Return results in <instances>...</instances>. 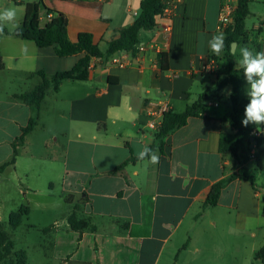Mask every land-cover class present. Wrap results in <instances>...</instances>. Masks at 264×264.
Here are the masks:
<instances>
[{
	"label": "crops",
	"instance_id": "0c3cea01",
	"mask_svg": "<svg viewBox=\"0 0 264 264\" xmlns=\"http://www.w3.org/2000/svg\"><path fill=\"white\" fill-rule=\"evenodd\" d=\"M141 1L0 0L1 11H24L15 29L0 31V73L12 75L10 90L0 97V167L18 153L15 164L0 169V220L9 194L20 196V210L30 205L22 224L34 210L44 216L60 210L63 215L43 229L50 244L41 245L39 256L47 264H162L164 254L174 256L201 223L248 238L254 254L264 249V181L262 187L257 183L264 175V135L262 145L250 151L255 183L229 182L218 204L205 206L213 186L236 173L230 156L220 152L223 135L235 133L230 96L206 102L204 111L169 134L164 152L154 150L158 163L137 158L155 142L156 130L147 126L152 119L163 121L170 110L184 113L228 71L225 47L216 55L207 42L225 36L219 30L221 9L226 3L237 8L239 0H179L172 18L158 16L157 26L141 32L138 47L147 46L144 52L137 47L136 53L92 58L87 81L65 80L58 91L49 89L37 111L18 98L42 82L39 72L51 77L70 70L83 54L59 57L55 47H38L30 33L15 36L17 29L30 24L44 29L62 16L71 42L81 32L91 33L106 52L119 31L137 20ZM249 10V39L237 47L264 51V0H252ZM169 23L172 31L165 34L162 27ZM159 53L167 55L168 71L160 68ZM210 60L219 68L208 73L203 68ZM21 80L32 89L20 91ZM219 96L226 97L222 91ZM31 118L35 128L21 142ZM73 213L87 223L82 231L71 229ZM20 251L30 264L29 253Z\"/></svg>",
	"mask_w": 264,
	"mask_h": 264
},
{
	"label": "trees",
	"instance_id": "16d2710c",
	"mask_svg": "<svg viewBox=\"0 0 264 264\" xmlns=\"http://www.w3.org/2000/svg\"><path fill=\"white\" fill-rule=\"evenodd\" d=\"M163 1L164 0H142L140 4L141 13L137 20H135L132 25L124 27L119 31V37L109 42V48L106 52H103L100 46L95 43L94 36L91 33L81 32L78 36V41L75 43L71 42L68 36L66 20L63 19L62 16L54 18L50 25L44 29H40L39 26H32L31 24L17 29L14 33L15 36L26 38L27 33H30L38 47H55L59 57H70L83 54L78 63L70 70L58 72L51 77L44 72H39V75L42 77V82L35 89L20 95L18 98L29 105L34 111H37L46 99L45 96H47L49 89L53 88L55 91H58L60 85L65 80L87 81L89 79V69L92 58H102L106 55L112 56L121 51L136 53V49L140 44L139 38L141 32L143 30H151L157 26V17L165 8ZM251 1L252 0H239L234 14L235 26L228 29L225 33L224 47L228 61L227 76H218L213 85L206 87L199 99L188 107L184 113H178L172 110L165 113L163 123H161L159 129L155 131V142L149 147L152 150L157 149L163 153L164 147H166V138L169 134L184 127L188 124L190 118L204 111L206 102L214 98H218L220 103L227 100L226 97L219 96V93L226 87L231 86L232 94L228 101L231 103L232 112L229 116V121L235 133L232 135H223L220 152L224 156H230L234 163L233 171H236V173L213 186L205 206H216L222 196L223 190L229 182L231 183L234 180L241 179L248 180L254 184L256 181L251 169L248 167V163L251 159L250 151L252 146L255 145L260 147L262 145V138H257L253 141V126H242L241 120L243 111L249 102V98L244 95L247 84L243 76V69H238L236 67L235 56L231 53L233 43L241 44L249 39L248 31L246 30V21L250 14L249 4H251ZM0 28H2L3 33H8L2 23H0ZM158 60L160 68L163 71H168L169 61L167 55L159 53ZM2 69H4V63L0 55V70ZM109 81L110 83H114L111 77H109ZM117 82L118 81L115 83ZM35 125V118H31L28 126L23 129L20 137L21 142H23L25 137L35 128ZM261 127H264V125ZM17 154V150H15L12 160L5 163L0 169L2 170L9 165L12 166L15 164ZM258 163L260 164V161H258ZM126 164L127 162L119 166L114 173L121 170ZM28 214V206H23L19 212L11 213L9 217L10 225L14 228L20 226L23 217ZM77 218L76 213H73L68 218L70 227L73 230L82 231L87 227V223L83 220L79 221ZM13 247L14 243L10 242V237L8 233L3 230L0 220V249H2V251H0V261H4L7 256L12 254ZM257 257L264 261V249L258 253ZM5 264H28L26 252L20 251L15 253V259Z\"/></svg>",
	"mask_w": 264,
	"mask_h": 264
},
{
	"label": "rangeland",
	"instance_id": "374dc122",
	"mask_svg": "<svg viewBox=\"0 0 264 264\" xmlns=\"http://www.w3.org/2000/svg\"><path fill=\"white\" fill-rule=\"evenodd\" d=\"M15 10V19L12 21L1 22L4 28L13 30L16 28L17 19L24 15L23 10ZM135 10V9H134ZM0 12H2L0 10ZM250 28L253 26L251 21L248 25ZM102 49H106V45L101 44ZM243 46H238V50ZM237 52V51H236ZM240 51L236 55V61L238 63L237 68L242 69L240 64L241 60ZM228 71H224L221 75H226ZM12 75L7 73H0V97L4 91L10 90L8 82H10ZM16 86H19V90L24 92L32 89V85H25L23 80L16 82ZM231 90V87L229 88ZM253 162L250 166H255ZM264 181V175L258 177L257 183L262 187ZM12 191V190H11ZM14 195V196H13ZM7 197V198H6ZM3 207V230L8 233L10 242H15L12 249V254L7 256L4 261H0V264L10 263L15 259V253L20 250H26L29 253L30 264H47L39 253L42 252L43 245H49V237L43 234L44 228H49L53 223L54 218H60L63 215L60 210H55V215H42L38 210H34L31 215L24 219L23 224L14 228L9 223V217L11 212H18L21 205H19L18 194L6 195ZM55 204L59 203L58 200L54 201ZM20 206V207H19ZM24 206H29L24 203ZM57 215V217H56ZM59 216V217H58ZM191 221V220H190ZM189 221V223H190ZM30 224H38L37 228H32ZM215 229L211 230L207 225L203 223L199 224L196 230H192L188 234V238L183 242L180 248L175 251L174 256H168L166 254L162 258V264H167L166 261L175 259V264H264L263 259L258 258V254L252 253L247 247V243L250 242L248 238H237L235 236L228 235L227 227L223 230ZM187 230H189L187 228ZM42 245V246H41ZM2 251V249H0ZM4 254V252H3ZM41 257V258H40Z\"/></svg>",
	"mask_w": 264,
	"mask_h": 264
},
{
	"label": "clouds",
	"instance_id": "9594fccd",
	"mask_svg": "<svg viewBox=\"0 0 264 264\" xmlns=\"http://www.w3.org/2000/svg\"><path fill=\"white\" fill-rule=\"evenodd\" d=\"M14 9H5L0 12V22L12 21L15 19ZM2 31V28H0ZM225 36L223 33L214 35L208 40V48L216 55H219L224 49ZM241 60L240 64L243 69V76L246 80L247 91L245 94L249 98V102L244 108L241 120L242 126H253V135H264V51L250 50L248 47L240 48ZM226 98L231 96L230 89H224ZM137 158L148 159L150 163H158L157 153L144 147L137 154Z\"/></svg>",
	"mask_w": 264,
	"mask_h": 264
},
{
	"label": "built area",
	"instance_id": "2783aa9c",
	"mask_svg": "<svg viewBox=\"0 0 264 264\" xmlns=\"http://www.w3.org/2000/svg\"><path fill=\"white\" fill-rule=\"evenodd\" d=\"M100 2H107L108 0H99ZM178 2H180L179 0H164L163 3L165 5V8L163 10V12L159 15L161 17H165L167 19H170L173 17L174 13H175V8L178 4ZM235 10L236 8L234 7V5H231L229 3H226L220 12V17H219V30L226 32L228 29H230L231 27L235 26V21H234V14H235ZM137 16V15H136ZM172 24H166L165 26L162 27V32L165 34H169L172 31ZM140 52H144L145 50H147V46L145 45H140L138 47ZM162 54V53H160ZM219 67L217 65V63L214 60H210L208 63L205 64L204 66V71L211 73L214 72L215 70H217ZM164 111H167V108H164ZM161 123H163V121H158L157 119H152L147 126L152 129V130H157L159 129ZM253 138L257 139V138H262V135H253Z\"/></svg>",
	"mask_w": 264,
	"mask_h": 264
},
{
	"label": "water",
	"instance_id": "95a60500",
	"mask_svg": "<svg viewBox=\"0 0 264 264\" xmlns=\"http://www.w3.org/2000/svg\"><path fill=\"white\" fill-rule=\"evenodd\" d=\"M236 48H237V43H233L232 44V53L234 54V52H236ZM252 140L254 141L255 138H252Z\"/></svg>",
	"mask_w": 264,
	"mask_h": 264
}]
</instances>
